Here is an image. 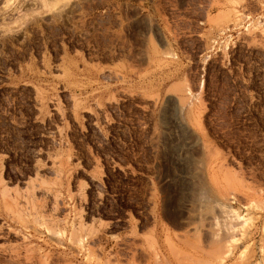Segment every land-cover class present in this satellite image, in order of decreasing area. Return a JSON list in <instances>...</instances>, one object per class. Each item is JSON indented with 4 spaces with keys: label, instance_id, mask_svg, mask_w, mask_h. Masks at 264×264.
<instances>
[{
    "label": "rangeland",
    "instance_id": "374dc122",
    "mask_svg": "<svg viewBox=\"0 0 264 264\" xmlns=\"http://www.w3.org/2000/svg\"><path fill=\"white\" fill-rule=\"evenodd\" d=\"M0 264H264V0H0Z\"/></svg>",
    "mask_w": 264,
    "mask_h": 264
},
{
    "label": "bare ground",
    "instance_id": "6f19581e",
    "mask_svg": "<svg viewBox=\"0 0 264 264\" xmlns=\"http://www.w3.org/2000/svg\"><path fill=\"white\" fill-rule=\"evenodd\" d=\"M49 191V190H48ZM54 198V197H53ZM54 201V200H53ZM2 233V232H1Z\"/></svg>",
    "mask_w": 264,
    "mask_h": 264
}]
</instances>
